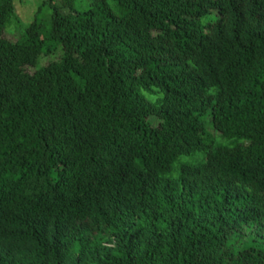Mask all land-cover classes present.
<instances>
[{
    "label": "trees",
    "instance_id": "trees-1",
    "mask_svg": "<svg viewBox=\"0 0 264 264\" xmlns=\"http://www.w3.org/2000/svg\"><path fill=\"white\" fill-rule=\"evenodd\" d=\"M15 1L0 264H264V0Z\"/></svg>",
    "mask_w": 264,
    "mask_h": 264
},
{
    "label": "rangeland",
    "instance_id": "rangeland-1",
    "mask_svg": "<svg viewBox=\"0 0 264 264\" xmlns=\"http://www.w3.org/2000/svg\"><path fill=\"white\" fill-rule=\"evenodd\" d=\"M38 1L39 0H16L15 1V12L18 18L25 22L31 20ZM17 32L18 31L15 28L14 21H11L6 25L4 36L8 39L16 40L18 36ZM50 56H54V54ZM46 60L47 58H44V57L42 58V62H45Z\"/></svg>",
    "mask_w": 264,
    "mask_h": 264
}]
</instances>
